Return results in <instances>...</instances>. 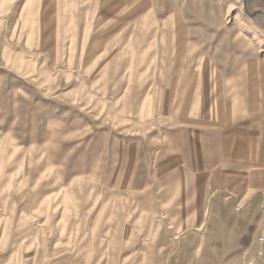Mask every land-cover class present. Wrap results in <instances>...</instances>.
Masks as SVG:
<instances>
[{"label": "rangeland", "instance_id": "obj_1", "mask_svg": "<svg viewBox=\"0 0 264 264\" xmlns=\"http://www.w3.org/2000/svg\"><path fill=\"white\" fill-rule=\"evenodd\" d=\"M264 208V0H0V264H243Z\"/></svg>", "mask_w": 264, "mask_h": 264}, {"label": "built area", "instance_id": "obj_2", "mask_svg": "<svg viewBox=\"0 0 264 264\" xmlns=\"http://www.w3.org/2000/svg\"><path fill=\"white\" fill-rule=\"evenodd\" d=\"M259 233L257 240L260 246L257 248L258 259L246 258L243 264H264V208L261 211V216L258 224Z\"/></svg>", "mask_w": 264, "mask_h": 264}, {"label": "crops", "instance_id": "obj_3", "mask_svg": "<svg viewBox=\"0 0 264 264\" xmlns=\"http://www.w3.org/2000/svg\"><path fill=\"white\" fill-rule=\"evenodd\" d=\"M258 224H259V222H258ZM258 233H259V228H257L256 236L253 239L252 250H251V252L248 255H246L245 259L246 258H256V259H258L257 248L260 246V244H259V242L257 240Z\"/></svg>", "mask_w": 264, "mask_h": 264}]
</instances>
